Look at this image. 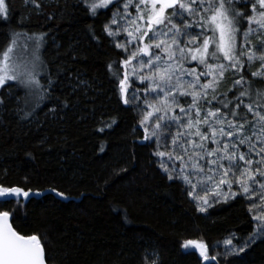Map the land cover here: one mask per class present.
<instances>
[{"label":"snow or ice","instance_id":"snow-or-ice-1","mask_svg":"<svg viewBox=\"0 0 264 264\" xmlns=\"http://www.w3.org/2000/svg\"><path fill=\"white\" fill-rule=\"evenodd\" d=\"M80 3L90 16L105 17L102 31L120 51L108 71L123 103L137 111L133 131H141V143L153 148L167 179L183 184L202 213L221 199L248 202L252 230L246 237L230 233L223 253L210 255L199 240H186L182 248L219 264L218 257L226 260L264 241V0ZM11 11V0H0V20ZM45 36L13 28L0 39V90L12 93L25 119L54 99ZM49 111L55 114L56 107ZM36 195L0 184V264H50L44 239L18 231L15 209L8 207ZM141 264H159L158 253L146 251Z\"/></svg>","mask_w":264,"mask_h":264},{"label":"trees","instance_id":"trees-1","mask_svg":"<svg viewBox=\"0 0 264 264\" xmlns=\"http://www.w3.org/2000/svg\"><path fill=\"white\" fill-rule=\"evenodd\" d=\"M11 9L0 20V39L13 28L45 33L55 90L48 106L27 119L17 114L12 93L0 90V184L41 193L8 207L18 231L44 239L50 264H141L153 250L159 264H202L184 241L206 242L211 255L223 253L230 233L248 235L247 201L237 197L199 212L141 143V131H133L137 111L123 103L107 67L120 51L102 31L105 17L87 14L80 0H11ZM218 261L264 264V241Z\"/></svg>","mask_w":264,"mask_h":264},{"label":"rangeland","instance_id":"rangeland-1","mask_svg":"<svg viewBox=\"0 0 264 264\" xmlns=\"http://www.w3.org/2000/svg\"><path fill=\"white\" fill-rule=\"evenodd\" d=\"M253 70H255V69H253ZM145 143H147V142H145ZM234 188H235V186H234ZM238 197H239V196H238ZM190 199L192 200L191 197H190ZM209 199H210V201H211V197H209ZM192 201H193V200H192ZM228 201H229V200H228ZM193 202H194V201H193ZM220 202H225V201L221 199ZM220 202H218V203H220ZM194 203H195V202H194ZM195 204H196V203H195ZM214 204H217V203H216V202H213V203H212V206H213ZM209 208H210V207H209ZM209 208H208V209H209ZM258 240H259V239H257L256 241H258Z\"/></svg>","mask_w":264,"mask_h":264},{"label":"water","instance_id":"water-1","mask_svg":"<svg viewBox=\"0 0 264 264\" xmlns=\"http://www.w3.org/2000/svg\"><path fill=\"white\" fill-rule=\"evenodd\" d=\"M191 249V248H190ZM193 252H195L198 256H199V251L198 250H196V249H191ZM200 257V256H199ZM201 258V257H200ZM202 259V258H201ZM207 263H209V262H202V264H207Z\"/></svg>","mask_w":264,"mask_h":264}]
</instances>
